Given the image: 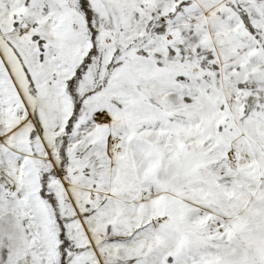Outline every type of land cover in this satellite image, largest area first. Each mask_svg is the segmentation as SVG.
<instances>
[{
    "label": "snow or ice",
    "instance_id": "6c2138e0",
    "mask_svg": "<svg viewBox=\"0 0 264 264\" xmlns=\"http://www.w3.org/2000/svg\"><path fill=\"white\" fill-rule=\"evenodd\" d=\"M0 264H264V0H0Z\"/></svg>",
    "mask_w": 264,
    "mask_h": 264
}]
</instances>
